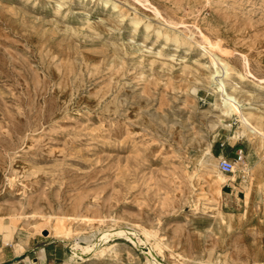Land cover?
<instances>
[{"label":"rangeland","instance_id":"obj_1","mask_svg":"<svg viewBox=\"0 0 264 264\" xmlns=\"http://www.w3.org/2000/svg\"><path fill=\"white\" fill-rule=\"evenodd\" d=\"M116 227L264 264V0H0V264H146L120 237L71 257Z\"/></svg>","mask_w":264,"mask_h":264},{"label":"bare ground","instance_id":"obj_2","mask_svg":"<svg viewBox=\"0 0 264 264\" xmlns=\"http://www.w3.org/2000/svg\"><path fill=\"white\" fill-rule=\"evenodd\" d=\"M212 43V42H211ZM220 59V60H219ZM218 61L223 65V70L225 69V73L228 75L229 72V67L223 61L221 58H219ZM219 64H216L215 68V73L212 74L213 79L217 82V86L219 87L218 91L221 94H224L223 88L225 87V81L224 79H216L217 76L222 77V72H221V67ZM224 75V73H223ZM225 76V75H224ZM230 99L231 101H228ZM236 99L234 97H226L223 95V100L227 103V106L232 105V107H236L238 105V102H234L233 100ZM262 115L258 114H253L252 112H246L241 115V120L242 123L244 124L245 127L249 128L252 131V127H257L260 125V123L263 122L262 120ZM254 132H252L253 134ZM245 170L248 169L247 164L244 167ZM235 171V168H234ZM218 177L217 178H211L209 179V185L213 193L220 195L222 194V188L224 183L226 182V179H222L223 176H227L226 173L222 172L221 170H218ZM234 176V175H233ZM221 178V180L219 179ZM235 176L233 177L234 180ZM250 194V193H249ZM249 194H247L249 196ZM78 218V217H77ZM234 217L231 216L229 218L228 224L231 225L233 223ZM145 234V235H144ZM126 238L132 241L137 247H140L143 249V252L147 255V262L146 264H166L162 262L160 259H158V254L155 251L154 245L149 237V232L145 231L144 233H138L135 230H131L125 227H116V228H109L107 230H103L100 232L98 235L96 241L93 242V246L91 245H82L80 243H75L72 246V258H82L84 257L85 254H90L95 251L104 250L102 247V243L108 240H111L112 238ZM108 248V247H107ZM83 259V258H82ZM15 264H20V263H15Z\"/></svg>","mask_w":264,"mask_h":264},{"label":"built area","instance_id":"obj_3","mask_svg":"<svg viewBox=\"0 0 264 264\" xmlns=\"http://www.w3.org/2000/svg\"><path fill=\"white\" fill-rule=\"evenodd\" d=\"M238 162L239 163L245 162V155L243 153V150H240L234 159H230L227 157L220 158L219 168L222 172L229 174V173L234 172L235 164Z\"/></svg>","mask_w":264,"mask_h":264}]
</instances>
